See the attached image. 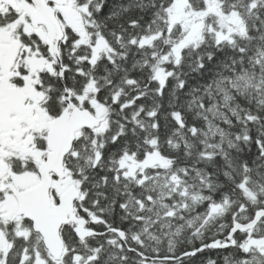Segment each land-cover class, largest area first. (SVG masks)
<instances>
[{
	"label": "snow or ice",
	"instance_id": "6c2138e0",
	"mask_svg": "<svg viewBox=\"0 0 264 264\" xmlns=\"http://www.w3.org/2000/svg\"><path fill=\"white\" fill-rule=\"evenodd\" d=\"M0 264H264V0H0Z\"/></svg>",
	"mask_w": 264,
	"mask_h": 264
}]
</instances>
